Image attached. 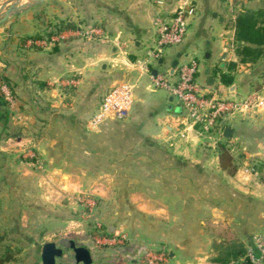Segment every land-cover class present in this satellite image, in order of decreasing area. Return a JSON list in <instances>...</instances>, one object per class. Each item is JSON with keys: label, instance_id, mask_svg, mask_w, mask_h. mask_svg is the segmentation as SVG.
<instances>
[{"label": "crops", "instance_id": "0c3cea01", "mask_svg": "<svg viewBox=\"0 0 264 264\" xmlns=\"http://www.w3.org/2000/svg\"><path fill=\"white\" fill-rule=\"evenodd\" d=\"M178 9L187 13L184 42L155 63H142L155 46L156 19ZM47 10L11 21L0 34V77L14 84L19 99L15 115L0 97V264H38L10 255V235L23 250L37 249L40 261L50 240L21 237L40 227L53 233L69 210L74 213L75 192L99 199L102 215L114 222L109 230L119 234L128 223L131 264L155 248L172 251L178 264L237 262L253 237L264 235V115H237L229 139L209 142L165 91L154 89L152 73L169 75L174 60L195 59L196 82L207 94L236 98L255 85L264 90V56L239 64L235 54L236 18L260 14L264 26V0H49ZM48 24L51 34L61 33L54 45L10 54L11 39H43ZM91 28L100 36L75 34ZM229 62L237 69L224 87L219 74ZM72 76L75 86L64 82ZM120 82L134 87L130 116L89 131L104 94ZM219 144L232 157L239 148L243 155L223 169ZM252 161L257 174L249 171ZM87 249L92 263L94 253L103 255Z\"/></svg>", "mask_w": 264, "mask_h": 264}, {"label": "built area", "instance_id": "2783aa9c", "mask_svg": "<svg viewBox=\"0 0 264 264\" xmlns=\"http://www.w3.org/2000/svg\"><path fill=\"white\" fill-rule=\"evenodd\" d=\"M187 13L184 9L174 11L168 18H158L155 21L156 42L154 48L146 53L142 63L156 62L167 48L181 45L187 33ZM80 36L95 39L101 32L96 28L78 31ZM95 37V38H94ZM61 39V33H53L43 39H31L26 46L45 48L54 45ZM199 63L195 59L179 63L175 68L174 78L166 73H159L153 79L154 89L163 90L171 97L182 112V118L192 129L207 141H223V131L231 126L237 115L264 114L263 94L251 92L242 97L230 98L217 96V91L205 93L197 84L196 76ZM68 85H77L76 79L64 80ZM9 84L0 78V97L12 105ZM134 105V87L128 82H120L111 87L103 96L98 109L87 122V129L95 132L106 120H126ZM217 138V139H216ZM233 151V150H232ZM34 158V157H32ZM36 161L37 159L34 158ZM252 174L257 172L249 168ZM88 201V200H87ZM89 203V202H88ZM90 204V211L92 206ZM126 241L124 236L109 237L103 235L96 240L101 245H122ZM137 264H169L162 253L148 251L137 261ZM229 264H264V235L253 237L252 245L248 247L237 262Z\"/></svg>", "mask_w": 264, "mask_h": 264}, {"label": "rangeland", "instance_id": "374dc122", "mask_svg": "<svg viewBox=\"0 0 264 264\" xmlns=\"http://www.w3.org/2000/svg\"><path fill=\"white\" fill-rule=\"evenodd\" d=\"M12 1L13 0H0V7L4 4H7V6L9 7L13 5ZM26 1L24 0V2L28 3V1H31V0H26ZM22 2L23 0H20L19 2L21 3L20 5H23ZM48 2L49 0H45L40 5L32 6L24 10H21L16 14L10 15V17L3 24L0 25L1 36L7 33V28L9 27L10 22L18 19L19 17L22 18V17H27L28 15H32L33 18L34 17L40 18L41 14L48 15V10H47ZM48 31H49V24L48 26L44 25V33H43L44 38L48 37L47 36ZM13 35L14 36L17 35V31L14 32ZM38 37L40 36L34 35V34L29 36V38L27 39L15 37L14 39L16 40L11 39V41H9V49L10 51L11 50L15 51L18 48L22 47L24 50H33L36 47L26 46L27 42L31 39H37ZM12 51L10 54H12ZM262 65L264 66V62L262 63ZM262 68L264 70V67ZM7 83L11 87L9 89L13 97V103L12 105H10V104H7L3 100V98H1V100L8 106L9 111L12 114L16 115L18 114V102H19L17 88L14 86V84L11 81ZM30 91H31V97H33L34 92L32 90V87L30 88ZM256 91L263 94L264 96V90L262 91L257 90V85H255L249 93L256 92ZM259 115H264V114L259 113ZM28 151L25 153V155L27 156V158H30L31 160H33L32 162L36 163V160L34 158L37 159L38 156H36L34 152H30V151L28 152ZM241 155H243V153L241 152L240 148L235 150L234 155H233L234 161L238 162V157ZM71 203H72L71 205H73L71 209H74V213H71V210H69V213H68L69 217L65 221H59L58 224H56V226H53L55 227V229L53 230V233L45 234L44 231H41L43 227H40V232H36L35 234L27 233L23 236V238L25 239H23L22 237L21 239L27 241V239L29 240L31 238L32 241L34 239V241H38V243L44 240L45 241L50 240L46 242L55 243L57 247L63 250V257L58 260L62 264H74L73 258H72V252L68 249L69 241H73L77 246H81L86 249L89 248L93 252H96L95 250L101 251V253H103V255L101 256H98L96 255V253H94L95 261H93L92 264H131L132 259H134L135 255L131 248L132 235H130V231H129L130 229H129L128 223L127 225L124 226V229L122 227V232H120L119 234L118 233L116 234L115 231H113V229H110L111 231L109 230L108 228L109 226L114 227L113 219L104 217L102 215L101 208L103 205L100 203L97 197L88 196V195L86 196V195H82V194L75 192L74 197L71 200ZM92 203H94V205L92 206V211H90L89 205ZM126 220L128 221V219H125V221ZM103 235L109 236V237L124 236L126 238V241L122 245H116V246L98 244L96 240L102 237ZM10 241L11 243H9V246H10L9 253L12 257L13 255L18 254L19 256H17L16 259H22V257L29 258L31 261L35 259V262L40 264V261L37 256L39 251L37 249H34V250L24 249L23 250L22 249L23 247L21 245L22 243L18 242L20 241V238H18L17 235L15 234L10 235ZM148 251H155V252L162 253L165 259L169 261V264H178V261H179L178 258L173 259L174 258L173 256L170 257L172 251L164 250L161 248H155V249L145 251L144 254ZM99 255H100V252H99ZM120 256H122V258H120Z\"/></svg>", "mask_w": 264, "mask_h": 264}, {"label": "trees", "instance_id": "16d2710c", "mask_svg": "<svg viewBox=\"0 0 264 264\" xmlns=\"http://www.w3.org/2000/svg\"><path fill=\"white\" fill-rule=\"evenodd\" d=\"M260 14L247 13L240 15L235 21V54L239 59V64H255L264 56V26L258 24ZM51 34L48 31L47 36ZM225 71H220L219 83L224 87L233 84V73L237 69V64L229 62ZM5 82H9L6 77H0ZM218 158L221 168L226 169L231 166L233 157L228 152L225 144L218 146ZM252 168L256 170L252 161ZM243 255V253H242Z\"/></svg>", "mask_w": 264, "mask_h": 264}, {"label": "water", "instance_id": "95a60500", "mask_svg": "<svg viewBox=\"0 0 264 264\" xmlns=\"http://www.w3.org/2000/svg\"><path fill=\"white\" fill-rule=\"evenodd\" d=\"M45 0H31L24 5H20V0H13V5L7 6L4 4L0 7V25L3 24L12 14H16L21 10L26 8L40 5ZM216 17V14L213 15ZM220 22H223V18H219ZM179 57V55L177 56ZM161 63V60L159 61ZM177 59L174 60L171 64V68L169 70V76H173L175 73V68L177 67ZM153 76L157 75V71H153ZM209 84L213 85V79H209ZM224 88L220 89L219 92H225ZM232 130L230 128H226L223 131V138L229 139L231 137ZM111 231V230H110ZM68 249L72 252V258L74 264H92L91 254L88 249L77 246L73 241H69ZM63 257V250L53 242H46L42 245L41 253H40V261L41 264H62L58 260Z\"/></svg>", "mask_w": 264, "mask_h": 264}, {"label": "bare ground", "instance_id": "6f19581e", "mask_svg": "<svg viewBox=\"0 0 264 264\" xmlns=\"http://www.w3.org/2000/svg\"><path fill=\"white\" fill-rule=\"evenodd\" d=\"M25 1H26V0H25ZM26 2H27V1H26ZM26 2H24V0H23V2H22V3H23V5H24ZM28 2H29V1H28ZM20 4H21V3H20Z\"/></svg>", "mask_w": 264, "mask_h": 264}]
</instances>
